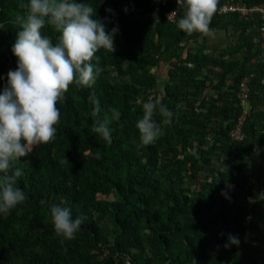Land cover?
<instances>
[{
    "label": "trees",
    "instance_id": "obj_1",
    "mask_svg": "<svg viewBox=\"0 0 264 264\" xmlns=\"http://www.w3.org/2000/svg\"><path fill=\"white\" fill-rule=\"evenodd\" d=\"M225 1L219 0L217 9ZM28 2L0 0V93L8 72L17 68L15 18L26 14L20 5ZM76 2L91 4L107 31L117 28L114 40L121 38L122 45L112 54L98 50L102 71L93 87L72 84L57 102L56 137L32 146L22 163L13 162L24 171L17 185L27 200L0 213V264H124L126 256L132 264H264V125L258 123L264 120V63L253 62L262 54L254 40L264 36V20L216 11L212 32L231 26L237 40H228L218 55L199 49L182 58L187 43L210 36L177 27L184 3ZM133 10L146 19L133 21ZM170 12H176L173 22L163 15ZM41 32L58 42L59 33L49 24ZM161 68H167L164 81L156 73ZM251 76L245 137L232 140L241 115L238 86ZM93 93L102 110L120 112L110 125L111 143L93 131L97 118L88 99ZM149 98H159L172 116L157 114L161 134L143 145L136 124ZM199 173L208 178L197 185ZM42 200L69 207L74 219L86 218L74 239L56 234ZM228 234L239 238L238 246L224 247Z\"/></svg>",
    "mask_w": 264,
    "mask_h": 264
},
{
    "label": "clouds",
    "instance_id": "obj_2",
    "mask_svg": "<svg viewBox=\"0 0 264 264\" xmlns=\"http://www.w3.org/2000/svg\"><path fill=\"white\" fill-rule=\"evenodd\" d=\"M180 2L184 3L186 12L178 19L177 27L189 34L212 35L210 23L219 0H177ZM20 7L27 12L15 18L20 26L12 47L17 68L8 72V83L0 93V213L4 214L27 200L26 193L17 185L24 171L13 162H21L32 146L47 144L56 137L55 126L61 116L57 102L72 84L93 87L102 71L96 53L104 49L112 54L118 31L117 28L107 31L105 24L94 18L95 9L89 3L29 0ZM46 24L59 33L55 45L50 37L42 35ZM94 57L96 63H93ZM88 99L93 106L91 115L97 118L93 131L111 143L113 129L110 125L119 121L120 112L116 108L102 110L94 93ZM142 107L143 117L136 128L142 144L150 145L162 131L155 116L159 114L170 119L172 113L159 98H149ZM96 156L100 158L99 150ZM40 203L49 208L56 234L65 240L74 239L86 218L77 216L74 219L69 207L51 201ZM227 240L225 248L238 246L240 242L232 234H228ZM124 264H132L131 257H124Z\"/></svg>",
    "mask_w": 264,
    "mask_h": 264
},
{
    "label": "built area",
    "instance_id": "obj_3",
    "mask_svg": "<svg viewBox=\"0 0 264 264\" xmlns=\"http://www.w3.org/2000/svg\"><path fill=\"white\" fill-rule=\"evenodd\" d=\"M133 14V12H132ZM218 15H237L241 20H250L254 19L255 16H260L264 20V3L259 6H248L243 4L241 1L226 0L220 7L217 9ZM167 21L173 22L176 18V12H170L163 14ZM144 17L146 19L147 15H141L140 10H136L133 14V21H136ZM264 33V29H262ZM251 77H246L241 80L238 86V97H239V106L241 107V115L238 118V122L234 129L230 132V138L232 140H242L245 137V134L242 132V127L244 120L248 117L250 110V84Z\"/></svg>",
    "mask_w": 264,
    "mask_h": 264
},
{
    "label": "crops",
    "instance_id": "obj_4",
    "mask_svg": "<svg viewBox=\"0 0 264 264\" xmlns=\"http://www.w3.org/2000/svg\"><path fill=\"white\" fill-rule=\"evenodd\" d=\"M236 36L235 40H233V38ZM237 35L236 33H234L233 29L231 26H228L226 31H213L212 35L209 36L208 40L206 42L202 41V39H199L198 42L196 43H187V47L185 48L183 55L185 58V56H187V54L190 53H195L197 52L199 49H202L203 52L206 55H218L219 51H222V49L228 48V42H235L237 40ZM259 40H254V42L256 43H261V50H262V54L260 56H258V58L256 60H253L254 63H264V36H260ZM229 40V41H228ZM203 46V47H201ZM258 46V44H257ZM156 73H160L159 79H161V81H164L163 79L166 78L165 76V69L161 68L156 71ZM263 83H264V79H263ZM208 94H211L213 96H216L217 93L214 91H209L207 92ZM260 111L263 112L264 114V105L260 108ZM258 123L264 125V120H260ZM258 126V125H257ZM261 129V128H260ZM262 153L264 154V146L261 148ZM259 153V152H258Z\"/></svg>",
    "mask_w": 264,
    "mask_h": 264
},
{
    "label": "rangeland",
    "instance_id": "obj_5",
    "mask_svg": "<svg viewBox=\"0 0 264 264\" xmlns=\"http://www.w3.org/2000/svg\"><path fill=\"white\" fill-rule=\"evenodd\" d=\"M132 12H133V14H135V11L134 10ZM16 41H17V39H15V42ZM120 45H122V39L119 38V37H117L114 40V46H120ZM165 70H167V68H165ZM151 71L152 72H155V68H151ZM157 74L159 75L160 73H157ZM207 178H208V175H206L205 173H199L197 175V180H196L197 181V185H199L200 183L205 182L207 180ZM188 184H190L189 181H186V185H188ZM190 185L189 186H190L191 189H193V190L194 189H197V186L196 185H194V184H190ZM106 199L109 200V201H111L113 199V197L112 196H109ZM95 254H98V253L95 252ZM106 256H107L106 253L104 255H100V259L103 260Z\"/></svg>",
    "mask_w": 264,
    "mask_h": 264
}]
</instances>
